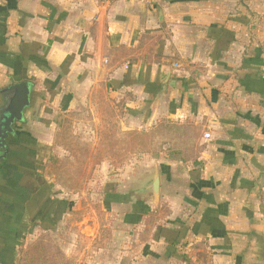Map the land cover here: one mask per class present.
Returning a JSON list of instances; mask_svg holds the SVG:
<instances>
[{"label":"crops","instance_id":"obj_1","mask_svg":"<svg viewBox=\"0 0 264 264\" xmlns=\"http://www.w3.org/2000/svg\"><path fill=\"white\" fill-rule=\"evenodd\" d=\"M23 80L29 104L0 149V264L30 223L54 227L74 209L48 201L39 165L59 115L99 98L204 131L186 161L157 159L142 193L153 201L120 213L114 200L104 224L79 221L83 236L105 226L111 247L123 236L148 264H264V0H0V109Z\"/></svg>","mask_w":264,"mask_h":264},{"label":"rangeland","instance_id":"obj_2","mask_svg":"<svg viewBox=\"0 0 264 264\" xmlns=\"http://www.w3.org/2000/svg\"><path fill=\"white\" fill-rule=\"evenodd\" d=\"M124 107V99L110 103L99 98L90 106L68 112L66 116L65 113L59 115L58 129L54 132L56 139L49 149L50 157L40 163L39 169L45 177L43 182L52 187L46 192L48 201L52 200L60 209L72 203L74 209L64 214L60 222L57 219L54 227L30 223L17 243L11 264H17L24 251L37 239L49 244L51 251L59 250L68 264H148L147 259L138 257L139 254L124 252L126 238L123 236L118 237L115 248L111 247V235L105 226L99 228V233L103 229L101 238L91 234V226L84 228L89 234L84 237V231L79 229L84 223L79 221L87 215L89 224L94 218L104 224L111 219L108 208L114 200L120 202L117 204L120 213L126 211L123 206L131 210L129 202L132 200L133 206H140L142 198L153 201L150 191H146L145 196L142 193L144 184L159 170L157 159L182 140L187 145L175 149L194 155L191 143L193 138L200 140L204 129L196 120H190L186 125L162 116L146 121L142 112L133 116ZM167 126L182 129L177 132ZM38 128L47 129L42 124ZM170 157L179 156L171 154ZM161 182L165 191V176ZM163 203L160 200L156 206H164ZM139 212L142 217V211ZM151 215L143 217L153 221ZM120 229L125 235L126 228Z\"/></svg>","mask_w":264,"mask_h":264},{"label":"trees","instance_id":"obj_3","mask_svg":"<svg viewBox=\"0 0 264 264\" xmlns=\"http://www.w3.org/2000/svg\"><path fill=\"white\" fill-rule=\"evenodd\" d=\"M8 92L10 93V91ZM167 128L174 129L177 132L179 131V129H182L181 127L178 129L171 126H167ZM11 132L12 129L6 130V135H4L3 133L0 134V149L4 148V150H0L2 153H4L3 151L5 150H9L7 146V141L9 137H11ZM174 139L177 140V138L175 137ZM189 140L191 139H188L187 141ZM10 141H13V139H10ZM186 145V142L182 140V142H179L178 144H176V146L171 147L172 149H170V151H167L166 155H168V157L171 154L178 155V158H180L182 161H186L191 155L186 154L182 150L179 151L178 149H175H183ZM17 264H68V262L59 250L51 251L49 244L45 243L42 239H37L32 245L28 247L27 250L24 251L21 258L17 261Z\"/></svg>","mask_w":264,"mask_h":264},{"label":"water","instance_id":"obj_4","mask_svg":"<svg viewBox=\"0 0 264 264\" xmlns=\"http://www.w3.org/2000/svg\"><path fill=\"white\" fill-rule=\"evenodd\" d=\"M10 93L6 97V104L0 109V131L6 135V130H11L15 120L22 118V111L29 104V84L20 81L7 88ZM155 194H158L159 175L156 173L148 186Z\"/></svg>","mask_w":264,"mask_h":264},{"label":"built area","instance_id":"obj_5","mask_svg":"<svg viewBox=\"0 0 264 264\" xmlns=\"http://www.w3.org/2000/svg\"><path fill=\"white\" fill-rule=\"evenodd\" d=\"M107 1H113V0H107ZM127 1H134L141 4H152L154 0H127ZM210 134L208 132L204 133L205 138H209Z\"/></svg>","mask_w":264,"mask_h":264},{"label":"flooded vegetation","instance_id":"obj_6","mask_svg":"<svg viewBox=\"0 0 264 264\" xmlns=\"http://www.w3.org/2000/svg\"><path fill=\"white\" fill-rule=\"evenodd\" d=\"M8 96V95H7ZM2 120H0V122H1ZM0 134H1V132H0Z\"/></svg>","mask_w":264,"mask_h":264}]
</instances>
